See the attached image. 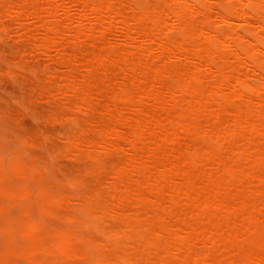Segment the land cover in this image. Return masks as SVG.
I'll return each instance as SVG.
<instances>
[{
    "label": "bare ground",
    "instance_id": "6f19581e",
    "mask_svg": "<svg viewBox=\"0 0 264 264\" xmlns=\"http://www.w3.org/2000/svg\"><path fill=\"white\" fill-rule=\"evenodd\" d=\"M262 5L0 0V36L17 30L15 66L25 73L33 70L28 55H49L32 96L67 113L60 123L75 122L52 147L73 164L63 170L62 191L38 200L39 215L22 223L0 204V262L22 257L4 246L7 229L31 251L49 245L50 260L66 259L51 243L70 230L78 248L86 244L77 233L115 234L119 257L144 264H261ZM85 179L95 185L90 208ZM0 196L20 203L2 186ZM78 209L98 219L82 223Z\"/></svg>",
    "mask_w": 264,
    "mask_h": 264
},
{
    "label": "snow or ice",
    "instance_id": "6c2138e0",
    "mask_svg": "<svg viewBox=\"0 0 264 264\" xmlns=\"http://www.w3.org/2000/svg\"><path fill=\"white\" fill-rule=\"evenodd\" d=\"M5 75L10 80H15L10 73ZM17 86L23 89V84L17 82ZM30 100L37 104L41 103L39 100L25 97L21 103L28 108V111L17 108L5 110L0 114V186L7 193L18 194L20 203L9 208L6 216L14 222L21 223L26 218H35V205L38 200L42 203L48 194H57L62 191L63 179L62 168L57 164V153L48 144L45 133L47 124L63 122L67 113L58 109L40 112L32 109ZM25 120L32 121L29 128L24 127ZM67 126L68 134L71 135L75 122ZM94 190L95 185L89 183L87 179L81 183V191L86 196L85 208L91 207L89 203L91 196L87 194ZM97 195H99L98 192ZM77 212L82 218V223L90 218L98 219L91 216L90 211L78 209ZM2 235L4 246H14L22 257L19 260L9 259L0 264H144L142 261L128 259L126 256L119 257V248H113V245H120L122 241L115 234L112 236L103 234L104 239H100L99 235L93 232L77 233L76 239L81 244H86V247L78 248L73 245L69 230V234L64 235L59 242L51 243L52 248H59L61 256L66 257V259L58 260L47 258L49 255L47 244L44 246L45 251L35 252L31 251V246L25 238L13 235L7 229L3 230ZM147 264H159V262L148 261ZM205 264H211V262L205 261ZM261 264H264V260Z\"/></svg>",
    "mask_w": 264,
    "mask_h": 264
},
{
    "label": "rangeland",
    "instance_id": "374dc122",
    "mask_svg": "<svg viewBox=\"0 0 264 264\" xmlns=\"http://www.w3.org/2000/svg\"><path fill=\"white\" fill-rule=\"evenodd\" d=\"M6 33L7 34L5 36H0V71L2 70L0 72V114L4 113L5 110H14L17 108H24L25 111H28V108L21 103V101H23L25 97H30L33 98V100L41 101V103L39 104L32 102V100H30L29 102L31 103L32 109L38 110L40 112H46L52 106L50 98L44 96L35 99L32 96V91L33 88L38 85L35 82L36 79L34 77H38L42 67L49 62V58H47L49 57V55L45 53L28 55L27 58L30 60L29 66L33 70L23 73L17 66H15V60L12 51L14 41L17 38V30L15 29V27H11ZM7 68H11L15 71V74L13 75L15 77V80H10L8 76L4 74V69ZM17 82L23 84V89H21L20 87L18 89ZM31 123V120H25L24 127L29 128L31 126ZM68 130L69 128L67 124L64 123L56 124L55 122H52L47 124L45 134L48 137V144L50 145V147H54L57 145L62 146L63 142L59 141V139L57 138L62 137L61 135L67 133ZM57 164L62 168L61 176H63V170L65 169V166L68 165L67 167H71V165H73L64 158L57 159ZM0 204H4L8 210L9 208L15 207V205L18 203L15 201H10L4 196H0ZM38 212L39 211L36 208V216L39 215ZM51 224L52 222H50V225ZM10 257L14 260L21 259L15 257V255H11Z\"/></svg>",
    "mask_w": 264,
    "mask_h": 264
}]
</instances>
